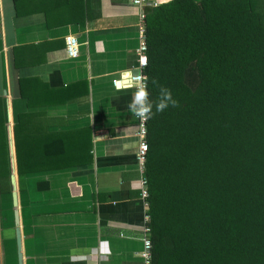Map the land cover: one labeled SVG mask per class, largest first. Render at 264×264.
<instances>
[{"label":"crops","instance_id":"0c3cea01","mask_svg":"<svg viewBox=\"0 0 264 264\" xmlns=\"http://www.w3.org/2000/svg\"><path fill=\"white\" fill-rule=\"evenodd\" d=\"M148 7L0 0V264H20L18 228L22 264H145L149 208L128 105ZM68 37L79 40L77 58ZM18 145L25 168L40 166L23 190ZM58 148L64 155L51 158Z\"/></svg>","mask_w":264,"mask_h":264},{"label":"trees","instance_id":"16d2710c","mask_svg":"<svg viewBox=\"0 0 264 264\" xmlns=\"http://www.w3.org/2000/svg\"><path fill=\"white\" fill-rule=\"evenodd\" d=\"M144 29L153 111L178 102L147 124L152 264H264V2L172 0Z\"/></svg>","mask_w":264,"mask_h":264},{"label":"built area","instance_id":"2783aa9c","mask_svg":"<svg viewBox=\"0 0 264 264\" xmlns=\"http://www.w3.org/2000/svg\"><path fill=\"white\" fill-rule=\"evenodd\" d=\"M133 4L138 7V8H143L146 7V5L150 4L153 7H158L159 4L154 2L152 3L151 0H132ZM140 20L142 23V38H141V43L140 46L137 50V57H138V69L139 72L135 74L132 77V87L135 89L137 86L141 83H146L147 84V91H148V82H147V77L144 74V70L148 66V59H147V41H146V36H145V21H146V13L142 12L140 14ZM80 48V43L78 38L76 37H68L66 41V50L68 53V56L71 58H77L80 54L79 51ZM138 120L139 124V131L137 134L138 142H139V147H138V154H137V159L139 164L142 167V170L144 171V178L142 180V198L145 202V206L149 208V191H148V179L145 175V168L144 164L146 161V156L149 150V145L147 142V124L148 120H141L138 117H136ZM151 221V217L149 213L146 215V228H145V236H144V251L142 253V257L145 261V264H152V249H153V242L151 239V228L149 226V223Z\"/></svg>","mask_w":264,"mask_h":264},{"label":"clouds","instance_id":"9594fccd","mask_svg":"<svg viewBox=\"0 0 264 264\" xmlns=\"http://www.w3.org/2000/svg\"><path fill=\"white\" fill-rule=\"evenodd\" d=\"M155 84V82H153ZM169 105L173 107L178 106V102L172 98L171 92L168 89L160 88V99L155 103V112L153 111L154 104L149 99V92L147 91V84L141 83L137 86L134 92L133 99L129 103V110L139 119H151L157 112H162Z\"/></svg>","mask_w":264,"mask_h":264},{"label":"water","instance_id":"95a60500","mask_svg":"<svg viewBox=\"0 0 264 264\" xmlns=\"http://www.w3.org/2000/svg\"><path fill=\"white\" fill-rule=\"evenodd\" d=\"M12 182L14 185H16V177L13 175L12 176ZM14 197V204L16 207H18V195L17 192H14L13 194ZM16 219H17V223L19 224V214L18 211L16 212ZM18 249H19V258H20V264H22V254H21V236H20V229L18 228Z\"/></svg>","mask_w":264,"mask_h":264},{"label":"rangeland","instance_id":"374dc122","mask_svg":"<svg viewBox=\"0 0 264 264\" xmlns=\"http://www.w3.org/2000/svg\"><path fill=\"white\" fill-rule=\"evenodd\" d=\"M199 1V0H198ZM264 2V0H262Z\"/></svg>","mask_w":264,"mask_h":264}]
</instances>
